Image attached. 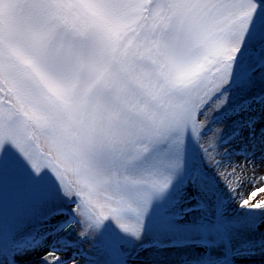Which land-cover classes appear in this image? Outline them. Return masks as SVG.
Instances as JSON below:
<instances>
[{
    "label": "snow or ice",
    "instance_id": "1",
    "mask_svg": "<svg viewBox=\"0 0 264 264\" xmlns=\"http://www.w3.org/2000/svg\"><path fill=\"white\" fill-rule=\"evenodd\" d=\"M222 112L244 119L214 130ZM257 150L264 0H0V264H129L162 208L176 235L152 245L196 253L180 264L255 256L264 187L236 178ZM6 200L19 229L35 224L7 250Z\"/></svg>",
    "mask_w": 264,
    "mask_h": 264
},
{
    "label": "rangeland",
    "instance_id": "2",
    "mask_svg": "<svg viewBox=\"0 0 264 264\" xmlns=\"http://www.w3.org/2000/svg\"><path fill=\"white\" fill-rule=\"evenodd\" d=\"M234 102L236 101V97L234 96ZM229 106H226V109ZM221 117L219 124L210 125L211 128L219 129L224 127L225 132H230L233 127V121L237 118L244 119V114L239 113L238 115H225L223 112L218 113ZM214 137L213 133H209L208 136H206L203 139V144L205 146H208L212 143ZM231 147L233 150H235L237 153L240 151V147L236 144V142L232 141ZM259 157L264 163V153L257 150ZM229 162L232 163H239L240 160H243V158L237 156H233L228 158ZM237 161V162H236ZM214 174V173H213ZM215 175V174H214ZM261 176H264L262 174ZM242 181H246L244 178H240ZM215 180L217 183V187L219 190V193L226 199L230 200V193L228 192V189L224 185L223 181L219 178V176H215ZM240 180V181H241ZM231 187H235V184L230 185ZM259 187H264V184H252L245 192L243 191L242 194L246 195L249 192L253 190H257ZM178 194L176 190L173 191V198ZM264 201V192L257 191V195L253 198L252 202H260ZM179 209H173V211H178ZM232 211H235V206L232 205ZM195 217L191 215H186L180 218L179 221L175 222L176 227H187L191 225L194 221ZM173 221L166 215L164 209H161V215L160 218L156 221H149L148 224V236L145 239V246L142 248L139 243L136 244H129L128 248L131 252L130 258H129V264H180V262L185 259L187 256L192 255L195 256L196 253H187V252H179L176 250H165L164 248H155L152 245V240L154 238H162V239H168L169 237H174L176 234L173 232ZM35 224L30 225L28 227H24L22 229H19L17 225L12 221V215L11 210L8 205V202L6 200L5 205V226H4V237H3V244L5 249L7 250L10 243L13 240H20L23 237L26 236L27 232L30 230L31 227H34ZM114 231V229H113ZM261 231L264 232V225L261 226ZM247 238L246 233H237L233 237V244L236 246H239L241 243L244 242V240ZM33 243V241L29 238H26L22 241L21 246H30ZM85 248L88 247L87 244L84 245ZM209 251L216 256H223L224 255V248L216 247L214 249H209ZM264 253V252H260ZM44 255V250H41L40 252L36 253H29L28 255L24 257L18 258L19 264H40L41 257ZM63 255V254H60ZM232 264H256L252 259L247 260L246 262H240L237 260L236 257L232 258Z\"/></svg>",
    "mask_w": 264,
    "mask_h": 264
},
{
    "label": "bare ground",
    "instance_id": "3",
    "mask_svg": "<svg viewBox=\"0 0 264 264\" xmlns=\"http://www.w3.org/2000/svg\"><path fill=\"white\" fill-rule=\"evenodd\" d=\"M234 142H236V144L240 148L243 147L242 142H238V141H234ZM253 159L255 160L254 164H248L247 169L243 173L238 175V177L236 178V180L238 182L241 180L240 178H244L246 180L245 186L243 189L244 192L253 184V183H248L249 181L255 180L254 184H261V175L264 174V172L261 171V164H264V163H261L263 161L259 157V154L257 151H256V155L253 157ZM244 163H245L244 160H240V162H239V164H244ZM253 167L255 168V171H253ZM233 205H234V203H233ZM236 258L240 262H246L247 260L252 259L254 261V263H256V264H264V253H258L257 255L250 256V257H236Z\"/></svg>",
    "mask_w": 264,
    "mask_h": 264
}]
</instances>
